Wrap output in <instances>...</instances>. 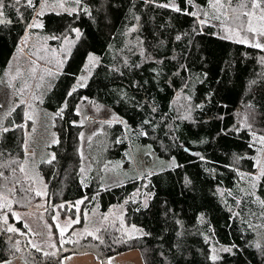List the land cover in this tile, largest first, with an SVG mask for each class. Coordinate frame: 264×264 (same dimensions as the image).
Wrapping results in <instances>:
<instances>
[{
    "label": "trees",
    "instance_id": "obj_1",
    "mask_svg": "<svg viewBox=\"0 0 264 264\" xmlns=\"http://www.w3.org/2000/svg\"><path fill=\"white\" fill-rule=\"evenodd\" d=\"M176 2L185 7L184 0ZM14 3L5 0V18L12 23L0 25V78L31 30L26 29V23L40 11L42 0H34L35 9L21 0L16 7L23 13L22 20L12 7ZM164 3L168 0H156L155 4L146 0H83L91 15L49 9L39 17L41 30L58 37L51 39L52 43L75 36L72 29L81 33L45 101L54 113L64 109L62 116H55L59 143L52 145L51 154L56 158L51 164L47 163L51 155L40 161L38 172L30 169L31 156L23 149L28 121L22 104L3 124L13 129L0 135L3 159H27L25 171L35 179L25 181L19 172L16 177L38 190L42 182L46 184V214L51 222L53 215H79L81 222L75 225H82L83 219L95 215L96 207L99 214L120 202H125V213L122 221L103 223L94 233L103 243L87 233L69 230L61 236L56 232L57 249L43 250L48 256L31 248L18 233L0 231V261L20 255L30 264H62L65 256L83 252L106 261L115 253L138 249L145 264H264V232L247 226L249 222L262 224L261 206L253 202L255 197H249L247 203H236L244 195L241 189L247 188L240 173L255 169L253 160L236 163L235 158L258 156L256 148L249 146L251 132L234 130L243 123L246 113L253 112L255 119L249 117V122L258 135H264V51L222 39L219 26H212L215 21L194 32V18L156 6ZM195 3L210 8L207 0ZM188 10L193 9L189 6ZM132 28L136 30L129 31ZM89 52L99 56L98 63L86 86L68 96ZM83 96L113 107L133 129L135 142L150 144L159 156L175 158L177 164L115 186L104 185L99 175L83 183L82 125L76 112ZM25 123L27 127H15ZM123 132L120 123L112 122L97 134L101 141L108 139L109 159L126 155L128 143ZM185 147L197 150L199 156L189 154ZM5 176L9 180L0 184L12 187L8 170ZM19 187L11 197L13 211L30 209L41 200L34 193L24 199ZM135 192L137 195L131 197ZM256 195L264 198V183L256 189ZM80 200L83 203L77 206ZM9 220L14 221L11 213ZM17 223L24 227L21 220ZM127 224L141 226L143 234L131 232L135 238L129 239ZM3 227L0 222V229ZM16 240L20 251L12 247ZM232 245L236 247L231 253L220 251ZM213 248L221 257L215 262L209 259Z\"/></svg>",
    "mask_w": 264,
    "mask_h": 264
},
{
    "label": "rangeland",
    "instance_id": "obj_2",
    "mask_svg": "<svg viewBox=\"0 0 264 264\" xmlns=\"http://www.w3.org/2000/svg\"><path fill=\"white\" fill-rule=\"evenodd\" d=\"M53 3L54 0H48L49 7H46L44 11L46 12L52 9L51 6ZM64 6L68 9L76 7L71 0H66ZM55 9L63 10L58 6L55 7ZM37 19L40 21L39 17ZM221 34L223 36L225 35L222 31ZM26 35L30 37L27 46H24L22 42L20 43L15 49L5 72L0 78V124L3 125L4 122L8 121L10 117L8 113L12 115L15 112L12 111L13 108L16 110L18 106L22 105L20 100L26 101V103H24L26 112H29L35 117V131H31L33 128V121L31 120L28 121L26 131L27 144L30 151L35 153V156H31L29 159L28 164L33 172H36V169L38 172L39 162L50 157L52 145L55 144L52 143V141L58 139L54 126L55 113L47 107L45 101L54 87L59 73L62 72L63 65L68 59V54L73 48V43H65V39L59 44L52 43L50 39L51 36L42 31L41 28H33L28 31ZM74 35L73 37L68 36V41H75L76 34ZM21 47H23V52L20 51ZM90 55L99 58L96 53L89 52L82 70L75 76L72 88L77 85L81 76L87 77L86 84L90 79L98 63V61L95 62V64L90 62L88 59ZM39 56H43L45 59L40 60L38 58ZM32 61H35V65H33ZM59 61H63V63H59ZM34 66L36 67V73L32 75L29 70ZM16 67L20 68L21 76L12 81V85L14 86H10L8 82L11 80V76L14 74V69ZM45 69H50L53 74L48 75L44 71ZM40 76L44 77L43 81L40 80ZM25 81L32 85V87L30 89L26 88L22 94H18L19 89L24 85ZM38 83L41 85L39 89L35 87ZM34 95L35 97H39V99L34 98ZM76 112L79 115V122L82 125L83 133V139H81V149L83 151L82 166L85 169L84 173H82L83 183L87 184L93 177L99 175L104 185L115 186L123 184L133 178L140 177L147 172H158L177 164L175 158L159 156L150 144L135 142L132 136V134H134L133 129L113 107L102 102H97L87 96H83L76 104ZM114 116L123 120L125 123L122 124L117 120H113ZM105 121L120 123L124 128L123 135H125L128 143L127 153L124 157L109 159V155L106 154L110 149L109 143L106 142L108 139L101 141L100 137H97L98 133L104 131L105 125L107 124L104 123ZM260 158L261 157H258L257 159ZM42 185H44V187H42ZM42 185L39 187V190L47 192L46 184L42 182ZM136 195L137 193L135 192L131 197ZM144 201L146 202L147 199ZM47 205L48 199L46 195L41 196V200L30 209L15 210L14 212H18L22 217L21 221L24 227L17 223L14 217V221L9 220L10 224L24 233V235L18 233L21 239L27 243L31 241L47 251H55L57 249L58 243L55 233L58 232L61 235V229H66L64 234L69 230H73L76 234H84L87 232L95 233L101 224L121 220L125 213V202L112 204L107 211L99 214L96 207L94 210L95 215L92 218L83 219L82 225H75L77 223H73L68 227L69 218L72 221L77 219L80 221V216L59 217L53 215V222H51L46 214ZM78 206H80V204ZM261 211L262 209L260 207L259 217ZM105 216L108 217L107 220L104 219ZM53 217H55V219H53ZM260 221L262 223L264 218L260 217ZM25 224H27L28 227H25ZM262 224H264V222ZM48 225H51V228H49ZM57 225H59V227H57ZM132 225L142 230L143 233L142 227L136 224H127L125 228L129 232L142 234L141 232L132 231ZM29 229H31V231H29ZM258 229L260 232H264V228ZM33 233H35V235H33ZM51 245H55V247H51ZM7 260L11 261L12 264H30L20 255ZM109 262H111V264H145L138 249L115 253L106 261L98 259L91 252L72 253L65 256L62 260V264H109Z\"/></svg>",
    "mask_w": 264,
    "mask_h": 264
},
{
    "label": "snow or ice",
    "instance_id": "obj_3",
    "mask_svg": "<svg viewBox=\"0 0 264 264\" xmlns=\"http://www.w3.org/2000/svg\"><path fill=\"white\" fill-rule=\"evenodd\" d=\"M65 2L66 0H54V3L52 4V9L55 10V7H59L63 9L65 12H68V14L78 13L79 11H83L86 15H91V11L88 7L83 6V0H71L72 3L76 5L75 8H65ZM156 0H146V3H153L155 4ZM185 7L181 8L179 3L176 2V0H168V3L164 4H157V7H163L168 8L176 13H180L186 16H191L194 18L195 24L193 27V31H196V28L199 27L202 29L204 25L210 24L211 21H215L216 24L212 25L215 27L216 25H219V31H222L225 33L224 36H222V39L232 40L235 43L247 45L249 47L259 49L261 51H264V0H207L208 5L210 6L209 9H205L195 3V0H184ZM21 3V0H15V3L12 5L13 9L18 13L19 18L23 19V13L20 12L19 8L16 7V5H19ZM24 4L28 8L35 9L36 5L34 3V0H24ZM192 7V11L188 10V7ZM7 7L5 4V0H0V25L4 24H10L12 23L11 19H6V13L4 9ZM46 7H49L48 0H42L41 3V9L36 13V16L32 18L31 22L26 23V29H33V28H43V23L37 19V17L43 16L45 14L44 9ZM60 14V13H57ZM137 20L139 17L136 18ZM135 28L130 29L129 31H135ZM72 31L76 34V39L78 40L81 33L79 29H72ZM29 36L25 35V37L22 40V44L24 46H27V42L29 40ZM50 39H58V37H50ZM177 40H180L181 37L177 36ZM65 43H75V41H68L67 38H65ZM138 43L142 44V41H139ZM20 51L23 52V47L20 48ZM143 54V53H141ZM40 60H44L45 57L39 56ZM90 62L98 61V57L94 55H90L88 57ZM261 62H264V57H261ZM33 65H35V61H32ZM59 63H63V61H59ZM125 65L127 66V61H125ZM138 66V65H137ZM30 73L34 75L36 73V67H32L30 70ZM48 75H52L50 69L44 70ZM21 76V71L19 67H16L14 69V74L11 76V80H9V85H12V81L16 80L18 77ZM44 77L40 76V80L43 81ZM86 80L87 77L81 76L77 82V85L73 86L71 91L67 94L68 96H71L72 93H74L78 87H84L86 86ZM41 85L38 83L35 85L37 89H39ZM32 85L28 84L26 81L24 85L19 89L18 94H22L23 91L28 88L30 89ZM34 98L39 99V97ZM87 99V98H84ZM186 99L191 100V97H186ZM21 104L26 103L24 100H20ZM18 106V105H17ZM64 107H67V102L65 101ZM197 108L203 107V105H196ZM250 109L252 108L251 105L248 106ZM63 108H61L57 113H55V116H62ZM12 111H15V108L12 109ZM153 111H155V108H153ZM8 115H11V113H8ZM249 117H251L253 120L255 119V114L253 112H248L243 116V123L240 126H234V130L236 132H239L241 130H248L251 132V143L250 147H255L257 156L261 157L260 159H257V157H247V156H237L235 158V162L239 163L240 160L243 159H251L254 161L253 168L255 169L254 172H248V173H240V177L242 180L247 181V188L241 189V192H243V196L240 200H237L236 203L239 205L241 203H247V200L249 197H255L254 203H257L261 206L262 211L260 212V217L264 218V198H261L256 195V189L264 183V135H258L252 127V123L249 122ZM24 118L25 121H33V128L31 131H35L34 121L35 117L30 114L29 112H24ZM113 120H117L120 123H125L123 120H120L118 117H113ZM113 121H105L104 123L111 124ZM82 123V122H81ZM145 123H150V121H145ZM15 127L24 128L27 127V124L23 125H16ZM13 129L9 127H5L2 124H0V135L3 133H7L9 131H12ZM141 135H147V133L141 132ZM55 135V134H53ZM81 139H83V133L80 134ZM91 139V138H89ZM52 143H59L58 139H54ZM258 145V146H257ZM23 149L27 156H35V153L30 151L28 148L27 141H25L23 145ZM81 158L83 159V151L81 149ZM5 156V153L0 152V181H7L9 180V177L5 176V170H8L11 174V181L12 187H7L6 185L0 184V222L4 225L0 231H5L7 233H20L21 235H24L20 231V229L16 228L14 225L9 223V213L15 218V220L19 221L22 219L20 214L18 212H14L12 210L13 208V199L11 198L16 190L17 185H19V191L22 193V197L24 199H27V196L31 193H34L35 196H46V191H40L33 187L31 183L25 185L23 181H21L19 178L16 177V173L19 172L23 174V179L25 181H31L34 180L35 177H30L27 172L25 171V166L27 164V159H25L23 162H20L16 159L11 160H5L3 159ZM55 153L51 154V159L47 161V163L51 164L53 160H55ZM203 159V157H201ZM174 163V161H173ZM15 165V166H14ZM239 171V169H236ZM85 169L83 166L80 168V172L84 173ZM83 182V181H82ZM46 187V186H45ZM229 195H231V192H229ZM15 203H19V201H15ZM83 203V201H77L76 205ZM42 206V205H40ZM58 207L63 208V205H59ZM237 217H239V213L235 214ZM107 216L104 217L105 220H107ZM55 219V217H53ZM122 221V218H121ZM73 223H79V220L72 221L69 218L68 221V227L71 226ZM245 223H247L245 221ZM247 226L251 229H257V228H264V224L259 225H253L251 223H247ZM25 227H28L27 224H25ZM49 228H51V225H48ZM59 227V225H57ZM132 231L135 232H141L142 230L137 229L135 225L131 226ZM31 231V229H29ZM64 231L66 229H61V236H63ZM87 231V230H85ZM99 231V229H97ZM128 231L127 229L125 230ZM88 235L94 236L95 239L100 240L101 243H103V240L99 236H95L93 232H87ZM143 234V233H142ZM35 235V233H33ZM128 238L132 239L135 238L131 235V232H128ZM11 240V237H9ZM71 239V238H69ZM207 240V238H206ZM63 242V241H62ZM19 241L16 240L12 247L16 251H20L19 249ZM31 248L36 249L37 251L43 252V249L39 247V245L32 243L31 241L28 242ZM51 247H55V245H51ZM236 247V245H232L231 247H222L220 251L223 252H232V248ZM256 247L260 248L261 245L257 244ZM45 256H48V252H43ZM52 256H55L56 253H51ZM209 259L213 262L220 260L221 257L217 254V249L213 248L211 250ZM0 264H12L9 260H4L0 262ZM111 264V262H109Z\"/></svg>",
    "mask_w": 264,
    "mask_h": 264
},
{
    "label": "water",
    "instance_id": "obj_4",
    "mask_svg": "<svg viewBox=\"0 0 264 264\" xmlns=\"http://www.w3.org/2000/svg\"><path fill=\"white\" fill-rule=\"evenodd\" d=\"M185 150L191 154V155H194V156H199V152L197 150H193V149H190L189 147H185Z\"/></svg>",
    "mask_w": 264,
    "mask_h": 264
},
{
    "label": "bare ground",
    "instance_id": "obj_5",
    "mask_svg": "<svg viewBox=\"0 0 264 264\" xmlns=\"http://www.w3.org/2000/svg\"><path fill=\"white\" fill-rule=\"evenodd\" d=\"M249 216H250V215H249ZM257 216H258V215H257ZM255 220H256V219H255ZM258 221H259V220H258ZM259 222H260V221H259ZM263 222H264V221H263ZM263 222H262V223H263ZM249 223H250V222H249ZM245 227H246V226H245ZM251 236H252V235H251ZM252 238H253V236H252ZM255 240H257V239H255ZM252 244H253V243H252Z\"/></svg>",
    "mask_w": 264,
    "mask_h": 264
}]
</instances>
